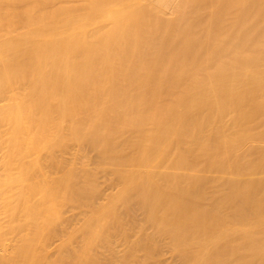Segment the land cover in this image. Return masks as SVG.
<instances>
[{"label":"bare ground","instance_id":"6f19581e","mask_svg":"<svg viewBox=\"0 0 264 264\" xmlns=\"http://www.w3.org/2000/svg\"><path fill=\"white\" fill-rule=\"evenodd\" d=\"M0 96V264L49 259L28 170L80 128L109 185L49 180L84 234L46 264H264V0H0Z\"/></svg>","mask_w":264,"mask_h":264},{"label":"rangeland","instance_id":"374dc122","mask_svg":"<svg viewBox=\"0 0 264 264\" xmlns=\"http://www.w3.org/2000/svg\"><path fill=\"white\" fill-rule=\"evenodd\" d=\"M78 130L74 132H70L68 130L61 132L60 130L59 133H55L54 136L50 137L49 140L46 141L43 148L44 150H41V147H39V152L43 153L42 156L38 158V161H40H37L38 163H31L32 165L29 166L28 171L30 172V175L32 177L29 174L27 176H30L31 178L35 176V178H38L39 176L42 177L41 175H43L44 179H48L46 183L44 181H39L40 184L42 183L43 185L37 184L38 188H36L35 186V189H40V194L34 197L35 200L36 198H38V200H44L45 203L43 204V202L41 201L39 208L35 207L30 210H23V213L37 217V222L39 217H41L42 220L48 219V221H46L47 224L45 227L41 229L37 228L36 230L32 231L37 236V239L43 238V240H41V242L39 243L38 247L32 244L33 253H31L35 254L37 252H41L42 254H44L46 252V255L49 257V259L43 261V264L53 261L54 258L50 259V254L53 253L54 246L57 243H59L60 241L65 242V247H63L62 250L74 248L75 246L77 247L80 244L84 234L83 230H76V228L82 225V221L79 222V219L80 217H82V215L79 214L80 210H78V203L74 202L75 195L74 197L72 196L73 194H75V192L69 190L68 194L70 193V191L72 193L71 195L69 194L70 196H72L70 197L69 195L67 196V193L63 194V192L61 191H63L64 189L60 187L63 190H60V188H58L61 192L60 193L56 189L57 193L59 192V196L57 197L58 194H55V191L51 192L53 190L52 186V189L50 188V190L48 188L50 186H47V188H45L46 185H53L49 180L51 179L54 182L56 178L57 181H68L67 185L70 186L72 185L70 181H75L77 184H79L82 181L83 176L88 171H90L93 176H95L94 178L97 182V185L96 182H94V185L92 184L93 186L91 185V187L94 188V191L98 189L99 191L102 190L100 192L103 193L106 192V190L108 189H106V187H108V175L106 171L103 170L102 166H96V163L98 161V154L97 152L93 151V142L90 140L89 137L81 136L83 129L80 128V130ZM63 138L65 139L64 143H61ZM49 144H53V147L47 149L46 147H48ZM54 149H57L58 151L61 149L67 150L72 153V156H68L67 154L60 156L57 152L53 151ZM46 152H49V157H46L47 155L44 154ZM28 171L26 169V172ZM15 177H17V175L14 176V178ZM50 192L54 193V199L56 198L55 200H50L51 203L48 202ZM100 195L102 196V194ZM78 201L81 200L79 199ZM93 201L94 199H89V203L86 202L85 206H83L84 210L89 211L91 209L89 205H91ZM130 214L132 217H141L140 211H138L135 207H130ZM0 240H4V243L7 242L4 237ZM36 242L38 243L37 240ZM27 244V241L21 243V248H23L24 251L28 249ZM168 255L169 254L167 253L166 256ZM34 262H36L37 264H42L41 262L35 260Z\"/></svg>","mask_w":264,"mask_h":264}]
</instances>
